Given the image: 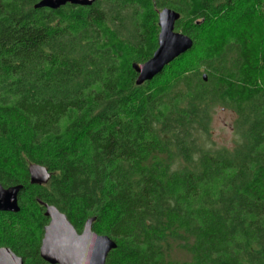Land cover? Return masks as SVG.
<instances>
[{
  "label": "trees",
  "instance_id": "16d2710c",
  "mask_svg": "<svg viewBox=\"0 0 264 264\" xmlns=\"http://www.w3.org/2000/svg\"><path fill=\"white\" fill-rule=\"evenodd\" d=\"M38 1L0 0V184L22 186L0 247L47 264V204L77 232L95 218L116 243L105 264H264V0ZM164 8L193 46L136 86ZM218 107L237 117L231 149L211 140Z\"/></svg>",
  "mask_w": 264,
  "mask_h": 264
},
{
  "label": "water",
  "instance_id": "95a60500",
  "mask_svg": "<svg viewBox=\"0 0 264 264\" xmlns=\"http://www.w3.org/2000/svg\"><path fill=\"white\" fill-rule=\"evenodd\" d=\"M96 0H40L35 9L57 10L65 5L90 7ZM264 16V10H263ZM180 15L172 9L164 8L157 12V48L150 59L143 63H133L136 74L135 85L141 86L151 81L176 58L185 54L193 46L186 35L175 31V23ZM203 76V80H205ZM29 183L42 185L49 180L47 170L38 165L28 167ZM22 186L4 188L0 184V212L17 213L18 194ZM44 216L48 219L43 228L39 256L47 264H105L109 253L116 249V243L108 236L92 231L95 218L85 221L80 232L68 221L67 217L54 206L42 204ZM0 264H23L22 258L7 247H0Z\"/></svg>",
  "mask_w": 264,
  "mask_h": 264
},
{
  "label": "rangeland",
  "instance_id": "374dc122",
  "mask_svg": "<svg viewBox=\"0 0 264 264\" xmlns=\"http://www.w3.org/2000/svg\"><path fill=\"white\" fill-rule=\"evenodd\" d=\"M263 10L264 7L262 8V11ZM201 71H203V69ZM236 119V114L232 109H223L220 107L214 109L210 123V135L216 148L231 149L233 147L235 143L233 127ZM0 213L4 214V212ZM175 259L185 261L186 257L185 254L177 252L175 253Z\"/></svg>",
  "mask_w": 264,
  "mask_h": 264
},
{
  "label": "flooded vegetation",
  "instance_id": "af4514ba",
  "mask_svg": "<svg viewBox=\"0 0 264 264\" xmlns=\"http://www.w3.org/2000/svg\"><path fill=\"white\" fill-rule=\"evenodd\" d=\"M5 188V187H4Z\"/></svg>",
  "mask_w": 264,
  "mask_h": 264
}]
</instances>
